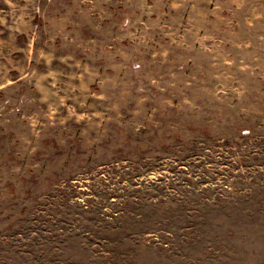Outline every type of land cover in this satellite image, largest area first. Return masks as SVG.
I'll return each mask as SVG.
<instances>
[{
  "label": "rangeland",
  "instance_id": "374dc122",
  "mask_svg": "<svg viewBox=\"0 0 264 264\" xmlns=\"http://www.w3.org/2000/svg\"><path fill=\"white\" fill-rule=\"evenodd\" d=\"M224 1L0 0V264H264V0Z\"/></svg>",
  "mask_w": 264,
  "mask_h": 264
},
{
  "label": "crops",
  "instance_id": "0c3cea01",
  "mask_svg": "<svg viewBox=\"0 0 264 264\" xmlns=\"http://www.w3.org/2000/svg\"><path fill=\"white\" fill-rule=\"evenodd\" d=\"M218 2L220 1H223V6L225 7V4H224V0H217ZM226 1H228V3H233V1L234 0H226ZM215 1H213V3H214ZM214 6H208L207 8H208V10L211 12V14H214L213 12H212V8H213ZM232 10H234L235 11V9H236V7H232L231 8ZM216 15V14H215ZM218 16V15H217ZM244 22V21H243ZM256 22H259V21H256Z\"/></svg>",
  "mask_w": 264,
  "mask_h": 264
}]
</instances>
